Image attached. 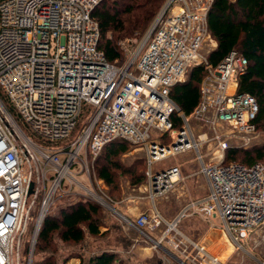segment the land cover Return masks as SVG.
I'll return each mask as SVG.
<instances>
[{"label": "built area", "instance_id": "2783aa9c", "mask_svg": "<svg viewBox=\"0 0 264 264\" xmlns=\"http://www.w3.org/2000/svg\"><path fill=\"white\" fill-rule=\"evenodd\" d=\"M100 1L0 0V90L31 133L0 97V264H32L39 230L60 197L89 198L116 212L96 192L94 181H104L93 167L117 138L144 148L145 186L153 201L185 179L180 163L164 165L170 157L195 151L207 180L206 194L173 220L152 208L121 216L123 224L179 264H228L233 250L264 264L254 251L261 247L264 254V164L225 162L228 149L257 141L259 103L238 90L249 65L243 53L233 49L216 65L202 53L211 37L213 0H165L121 65L99 47L93 11ZM195 65H203L205 74L199 101L185 114L170 92ZM192 120L211 135H196ZM205 142L214 146L209 160L201 151ZM189 210L209 222L202 240L179 228ZM217 240L224 245L221 255Z\"/></svg>", "mask_w": 264, "mask_h": 264}, {"label": "trees", "instance_id": "16d2710c", "mask_svg": "<svg viewBox=\"0 0 264 264\" xmlns=\"http://www.w3.org/2000/svg\"><path fill=\"white\" fill-rule=\"evenodd\" d=\"M164 0H101L93 11L100 24L99 47L108 61L121 65L124 51L119 44L122 38L145 34ZM208 27L216 46L208 53L210 63L218 64L225 55L235 49L249 61L248 69L239 80L238 90L254 95L259 103L258 129L264 131V0H213L208 12ZM144 36V35H143ZM205 74L203 65H195L187 72L186 79L175 83L171 97L185 114H190L200 98V83ZM0 97L25 131L5 93ZM175 125L181 118L173 115ZM128 142L117 138L107 143L94 161L96 175L103 179L110 193L120 192V177L130 176L133 185L140 184L146 174L144 158L126 164L121 156L128 151ZM264 161V143L253 144L246 149L230 148L225 162L241 161L246 164ZM118 197V196H117ZM104 208L97 202L77 197L59 206L56 212L46 215L35 244L33 264H67L73 257L80 264H129L119 252L102 249L85 254V243L90 237H103L108 230L104 221ZM81 245L82 250L71 251L59 260L62 247ZM26 238L24 250H28Z\"/></svg>", "mask_w": 264, "mask_h": 264}, {"label": "rangeland", "instance_id": "374dc122", "mask_svg": "<svg viewBox=\"0 0 264 264\" xmlns=\"http://www.w3.org/2000/svg\"><path fill=\"white\" fill-rule=\"evenodd\" d=\"M143 35L144 34H142L140 37L133 36L128 38H122L121 40H119V44L124 51L125 60L128 58V56L132 53L134 48L140 42ZM215 44L216 41L211 35V37H208L206 39L202 48V53L204 55H208V53L214 48ZM192 126L196 130V135H198V133H201L203 131H207L208 136L211 135V131L208 129V127L200 124L196 120H192ZM21 127L25 131L22 125ZM25 132L28 135L31 134L30 132L27 131ZM127 142L129 145L128 151L123 153L121 156L123 162H125L126 164H133L138 159H142V158L145 159V151L140 144H136L128 140ZM262 143H264V131L260 130L259 137L254 144H262ZM213 149L214 146H212L210 142H205L204 145L202 146L201 151L204 155L207 156L206 158L207 160H209ZM260 162L264 164L263 160H261ZM177 163L181 164L185 179L175 184V187L171 189L166 195L157 198L155 201H153L150 198L148 189L145 186L146 174L144 180L138 185H133L131 183L130 176L122 175L119 181L120 182L119 194L110 193L109 187L106 185L105 182L99 185L94 181L93 185L96 192L102 195L103 197H105L113 205L115 200L116 208L120 212H123L125 209L135 207L131 213V216L135 217L137 216L139 210L136 209L137 206L138 207L140 206L139 208H141L140 209L141 211H147L152 208L153 209L157 208L158 211L168 219L170 217L175 216V214L179 213L180 211H182V209L187 205V203L190 200L195 198H200L204 196L207 192V182H206L207 180L205 176L199 171L200 163L196 158L195 151H188L186 153L170 157L167 160H165L164 165L168 166ZM93 169L95 171V165ZM80 178H84L85 180V176ZM128 196L138 197L139 201L137 202L133 200L129 201L128 199H126V197ZM75 198H77V196L66 195L64 197H60L56 199L55 205H53L49 209L47 214L56 212L59 206L65 204L66 202L72 201ZM108 198H111L112 201L109 200ZM102 207L104 208L105 224L107 227H109L108 233L105 236H103V238H101L102 240H104V242H101L102 244H100L99 246H96V244L93 245V241L90 237V239H88L87 241V244L86 243L84 244L85 245L84 251L86 255L92 252H96L98 249H101L102 247H106L107 245H113V243L115 242V238L113 237L114 235H112L111 232L120 229L122 232L125 231L128 237L133 242V245L130 246V248H127L126 252H122V253L120 252V255L123 256L129 264H179L178 262L173 260L170 256H168L166 253H164L162 250L154 249L151 246L150 242H148L147 240H145L144 237L141 236L138 230L134 228H128L126 224L123 225L121 216L118 215L114 210H111L110 208L104 205H102ZM215 222L219 224L220 220L215 219ZM208 225L209 222L200 213L197 212L195 213L192 212V210H189L187 215L184 216L180 221L179 228L185 234H187L192 240L199 241L202 240V238L206 235L208 230ZM30 236H31V231L24 239V246H25L26 238L27 237L30 238ZM80 247H81L80 244L62 247L59 250V253L57 254L59 260L62 259L61 258L62 256H65L67 253L71 252L72 250L75 252L78 250H82ZM231 248L232 247L229 245L227 252H229ZM34 251H35V247L32 253V264L34 260ZM254 251L255 253H257L258 256L264 257V254L261 252V247H255ZM224 257L225 254L224 256L222 255V258ZM227 263L228 264H258V262L249 255L241 251H235V250H233L229 255V258L227 259Z\"/></svg>", "mask_w": 264, "mask_h": 264}, {"label": "crops", "instance_id": "0c3cea01", "mask_svg": "<svg viewBox=\"0 0 264 264\" xmlns=\"http://www.w3.org/2000/svg\"><path fill=\"white\" fill-rule=\"evenodd\" d=\"M215 46H216V44H215ZM214 46V47H215ZM207 182V181H206ZM126 199H128L129 201L131 200H133V201H139V198L138 197H134V196H128V197H126ZM116 201L114 200V207H115V209H116V213L118 214V215H120V216H127V217H132L131 216V213H132V211L134 210V208L135 207H133V208H128V209H125L123 212H120L117 208H116ZM140 207V206H139ZM138 206L136 207V209H139L138 210V214L140 213V212H142L140 209L141 208H139ZM137 214V215H138ZM178 214V213H177ZM177 214H175V216H177ZM175 216H173V217H170V218H168V220H173L174 218H175ZM122 224H123V221H122ZM124 225V224H123ZM108 228L109 227H107V226H103L102 227V231H106V230H108ZM209 228V227H208ZM209 230V229H208ZM207 230V231H208ZM112 233V235H114L113 237L115 238V242L113 243V245H104V246H106V247H102L101 249H98L97 251H100V250H102V249H112V250H115V251H117V252H126L127 251V248H130V246H132L133 245V242H132V240L128 237V235L126 234V232L124 231V232H122L120 229H118L117 231H112L111 232ZM207 234V233H206ZM101 238H103V237H92L91 239H92V241H93V245H95L96 244V246H99L100 244H102L101 242H104V240H102ZM218 242H217V245H216V250L217 251H219V255H221V254H223V252H224V245H222L221 244V242L219 241V240H217ZM220 242V243H219ZM223 247V248H222ZM93 253V252H92ZM80 262H81V259L79 258V257H73V258H71L68 262H67V264H80Z\"/></svg>", "mask_w": 264, "mask_h": 264}, {"label": "water", "instance_id": "95a60500", "mask_svg": "<svg viewBox=\"0 0 264 264\" xmlns=\"http://www.w3.org/2000/svg\"><path fill=\"white\" fill-rule=\"evenodd\" d=\"M33 187H34V182L31 181L29 184V193H31L33 191Z\"/></svg>", "mask_w": 264, "mask_h": 264}]
</instances>
